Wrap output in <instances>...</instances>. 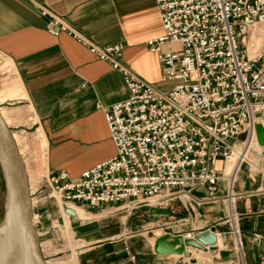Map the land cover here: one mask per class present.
<instances>
[{"label": "built area", "instance_id": "1", "mask_svg": "<svg viewBox=\"0 0 264 264\" xmlns=\"http://www.w3.org/2000/svg\"><path fill=\"white\" fill-rule=\"evenodd\" d=\"M156 9L162 33L146 47L156 54L162 79L175 84L165 92L122 66V44L98 48L46 9L38 10L48 34L73 38L120 73L128 90L124 102L99 108L115 155L77 177L60 171L48 181L65 205L101 217L194 201L197 188L215 202L223 182L231 204L233 183L224 168L234 153L237 171L253 153L259 157L257 192H264V153L255 151L256 126L264 139V46L249 59L245 44L251 30L264 23V0H156ZM231 229L239 260L228 264H244L236 215ZM181 258L169 264H198Z\"/></svg>", "mask_w": 264, "mask_h": 264}, {"label": "crops", "instance_id": "2", "mask_svg": "<svg viewBox=\"0 0 264 264\" xmlns=\"http://www.w3.org/2000/svg\"><path fill=\"white\" fill-rule=\"evenodd\" d=\"M32 2L0 0V58L5 67L11 68L13 80L0 90V104L20 100L29 115L35 118L36 129L46 142V178L51 180L60 171L74 178L115 155L99 108L124 102L128 90L120 73L98 60L73 38L65 33L57 37L48 34L46 20L38 10L46 9L98 48L122 44V66L144 84L165 92L175 84L162 79L157 56L146 47L148 40L162 33L156 0ZM162 49L167 51L168 46ZM2 119L10 124L16 121L10 111H5ZM236 172L237 169L234 180ZM239 180L236 192L240 195L235 199V215L244 264H264V250L260 247L264 241V192H257L260 182L251 174L241 175ZM204 195L203 188L193 191L195 199ZM76 209L83 214L74 215L75 219L69 223L72 237L79 244L78 264H169L177 256H156L152 251L155 238L165 233L173 236L196 234L206 230L207 224L223 220L222 206H202L198 209L199 218L192 221L188 217L182 223L167 225L150 239L153 232L145 235V228L136 233L133 231L137 210L97 217L95 211ZM141 209H154L151 212L157 218L162 214L166 217V210L172 208L150 206ZM36 210L34 205L33 216ZM223 234L220 231L214 235L220 237L223 244L230 242ZM186 250L188 256L181 259L196 260L195 250ZM217 252L222 263L234 259L232 248L212 250L211 253Z\"/></svg>", "mask_w": 264, "mask_h": 264}, {"label": "rangeland", "instance_id": "3", "mask_svg": "<svg viewBox=\"0 0 264 264\" xmlns=\"http://www.w3.org/2000/svg\"><path fill=\"white\" fill-rule=\"evenodd\" d=\"M257 28H255L252 33H254ZM245 44L247 46L248 58H253L259 52L261 47L264 46V35L250 34L249 39L247 40V42H245ZM11 75V68L5 67L4 60L0 58V90L5 85L13 81ZM0 109H2L3 111V113L1 112L3 117L5 116V111H10L14 115V119L16 120L11 124L7 121V125L9 124V130L11 131L13 138L16 141L17 149L24 163L26 175L29 181V192L33 195V199H35L34 205H36V208H38V210L34 212L32 220L34 218L33 226L40 239V248L42 250L41 254L44 260L57 264H70L74 257L75 261L77 262V252L79 244L75 243V240L72 237L69 223L72 219H75V217H71L65 213L66 209L74 206L63 204L58 200L56 196L52 194L51 190L48 187L49 180L44 175L46 142L40 131H37L38 129H36L35 118L32 116V114L29 115V113L27 112V108L24 107V103L20 100L5 101L0 104ZM256 134L257 144L255 147V151L256 153H264V139L259 126H256ZM234 156L237 157V153H234L232 155L230 160H228V162L230 163L227 162L225 167L233 164V159H235ZM258 158L259 157L256 156L255 153H253L252 156L249 157V163H243L237 171L236 178L233 182V195L235 196V199L240 195L237 194L236 188L238 182L240 181L239 178L241 175L242 177H244V174L248 173L255 176L260 182L259 188L262 189L260 180L261 177L257 171V167L261 169ZM3 194V186L0 178V224L3 218ZM225 196L226 182H223L221 183L220 190L218 192V195L216 196V198L218 199L217 201L208 202L209 199L207 198L206 194L203 198H193L194 201H178L172 203V205L169 204L167 206H164L165 209L172 208L166 210V217L162 214L159 217L155 218V215H153V213L151 212L154 209H151V211H149L150 209L144 210L140 207L138 208L139 210L137 209V213H135L134 215L133 225L134 227H136L133 231H142V228H145L147 229V231L145 230V232H143L145 233V235L147 232H153L150 236L151 239L153 235H158L160 233L159 231L162 228H166L167 225H170L172 223H182L181 221H184L188 217H190L192 221L199 218L198 209L200 207L219 204L223 207V220L217 222V224L209 223L205 226L206 230H199L196 232V234L192 235L193 237H195V235L204 231H209L211 228H213V234H217L220 231L224 232L223 235H227L225 236L227 237L226 240L230 238V242H226L224 244L221 243L220 246H218L217 244L215 245L219 249H223L226 247L232 248L234 259L222 263V260L218 256V252L215 254L211 253L212 250H219L214 248L215 245L204 247V251H202L203 254L196 252L200 250H195L193 254L198 264H228L232 261L235 262L236 260H239V254L235 250L236 241L235 238L231 235V228L234 227L235 221V201L229 204L228 202H226ZM34 205H32V214ZM229 206L232 207L231 217L230 215H228ZM74 215L76 216L75 213ZM155 219L157 222H155ZM221 223H223L222 226L216 227ZM176 258L177 257H174V259Z\"/></svg>", "mask_w": 264, "mask_h": 264}, {"label": "water", "instance_id": "4", "mask_svg": "<svg viewBox=\"0 0 264 264\" xmlns=\"http://www.w3.org/2000/svg\"><path fill=\"white\" fill-rule=\"evenodd\" d=\"M0 178L4 193L0 224L3 242L1 264H46L40 250V239L32 224V204L25 167L12 133L1 115ZM213 235V228L195 235L194 239L165 233L153 240L152 251L156 256L187 257V248L204 251V247L215 245ZM260 247L264 250V241Z\"/></svg>", "mask_w": 264, "mask_h": 264}, {"label": "bare ground", "instance_id": "5", "mask_svg": "<svg viewBox=\"0 0 264 264\" xmlns=\"http://www.w3.org/2000/svg\"><path fill=\"white\" fill-rule=\"evenodd\" d=\"M258 26H260V27H258ZM258 26H256L255 28H257L255 31H254V33H252L253 32V30L255 29V28H253L252 30H251V32L249 33V36H250V34L251 35H264V23H262V24H260V25H258ZM249 36H248V39H249ZM249 59H252V58H249ZM0 115H1V113H0ZM1 117H2V115H1ZM3 118V117H2ZM4 120V122H5V124L7 125V122H6V120L5 119H3ZM12 138H13V135H12ZM13 140H14V143H15V145H16V147H17V144H16V141H15V139L13 138ZM18 150V149H17ZM18 153H19V151H18ZM19 156H20V153H19ZM232 157V156H231ZM230 157V158H231ZM235 157V156H234ZM237 157H238V154H237ZM237 157H235V159H233V164L231 165H228V166H226L225 168H224V176L225 177H228V180H229V184L231 185L233 182H234V172H235V170H236V168L238 169V162H237ZM22 159V158H21ZM230 160V159H229ZM23 162V161H22ZM228 163H230V162H228ZM24 164V163H23ZM237 173V172H236ZM27 180H28V178H27ZM28 189L30 190V186H29V181H28ZM31 204H35V202L33 201V199L31 200ZM71 208V207H70ZM70 208H68V209H66L67 211V215H69V216H74V213L76 214V216H81L83 213L79 210V209H76V207L75 208H73V209H71V210H69ZM231 207L229 206V210H228V215H230V217H231ZM95 216H97V217H99L98 215H95ZM97 217H94V218H97ZM33 220H34V218H33ZM33 220H32V224H33ZM214 237H215V239H216V241H215V243L218 245V246H220V244H221V241H220V239H219V237L217 236V235H213ZM236 245V244H235ZM3 246V242H2V234H1V231H0V260H1V247ZM216 246V245H215ZM238 246V245H237ZM202 252V251H201ZM0 264H1V261H0ZM46 264H57V263H53V262H48V261H46ZM70 264H76V261H75V259H74V257H73V259H72V262L70 263Z\"/></svg>", "mask_w": 264, "mask_h": 264}]
</instances>
